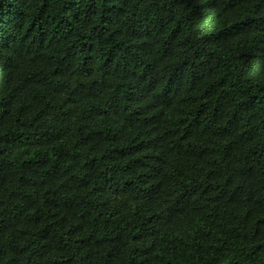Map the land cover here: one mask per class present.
<instances>
[{"label": "trees", "instance_id": "trees-1", "mask_svg": "<svg viewBox=\"0 0 264 264\" xmlns=\"http://www.w3.org/2000/svg\"><path fill=\"white\" fill-rule=\"evenodd\" d=\"M0 264H264V0H0Z\"/></svg>", "mask_w": 264, "mask_h": 264}]
</instances>
